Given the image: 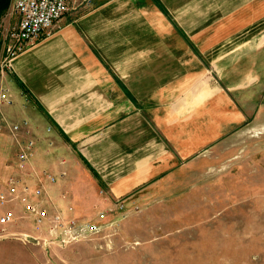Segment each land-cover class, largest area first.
Wrapping results in <instances>:
<instances>
[{"label":"crops","instance_id":"1","mask_svg":"<svg viewBox=\"0 0 264 264\" xmlns=\"http://www.w3.org/2000/svg\"><path fill=\"white\" fill-rule=\"evenodd\" d=\"M79 1L12 60L2 108L76 219L176 178L248 123L264 77V0Z\"/></svg>","mask_w":264,"mask_h":264},{"label":"rangeland","instance_id":"2","mask_svg":"<svg viewBox=\"0 0 264 264\" xmlns=\"http://www.w3.org/2000/svg\"><path fill=\"white\" fill-rule=\"evenodd\" d=\"M13 1L0 16V63ZM256 89L248 123L137 198L110 238L49 244L46 228L19 207L0 208L18 218L0 231V264H264V77ZM14 162L11 138L0 130V190L17 175Z\"/></svg>","mask_w":264,"mask_h":264},{"label":"built area","instance_id":"3","mask_svg":"<svg viewBox=\"0 0 264 264\" xmlns=\"http://www.w3.org/2000/svg\"><path fill=\"white\" fill-rule=\"evenodd\" d=\"M90 6L91 0H80L75 7L81 10ZM71 10L75 9L70 0H14L9 12L15 21L4 33L0 63V130L11 138L15 149L14 165L19 174L8 178L6 188L0 190V208L19 207L37 228H46L49 244L60 247L81 240L112 237L128 211L122 199L113 201L110 209L99 213L92 221H79L71 215V209L68 212L59 210L51 201L48 190V185L57 183L56 176L46 170L38 171L32 165L36 140L30 121L24 118L12 122L1 112L3 106L10 104L5 81L12 60L28 45L48 36ZM21 177L31 178L35 187ZM16 221L18 218L13 212L1 213L0 231Z\"/></svg>","mask_w":264,"mask_h":264},{"label":"trees","instance_id":"4","mask_svg":"<svg viewBox=\"0 0 264 264\" xmlns=\"http://www.w3.org/2000/svg\"><path fill=\"white\" fill-rule=\"evenodd\" d=\"M9 0H0V16L8 7Z\"/></svg>","mask_w":264,"mask_h":264}]
</instances>
